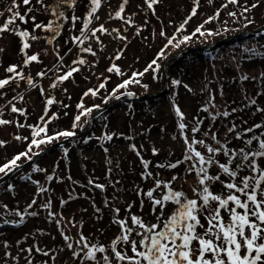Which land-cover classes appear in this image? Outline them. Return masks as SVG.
I'll return each instance as SVG.
<instances>
[{"label":"rangeland","instance_id":"374dc122","mask_svg":"<svg viewBox=\"0 0 264 264\" xmlns=\"http://www.w3.org/2000/svg\"><path fill=\"white\" fill-rule=\"evenodd\" d=\"M149 2L128 0L121 19L116 18L115 13L123 0H102L95 14L99 19L93 20L89 28L103 24L108 32H97L99 41L89 33V39L80 44L74 42L73 37L81 34L83 21L91 8L90 0H76L71 7L60 0H43L42 3L31 0L29 6H25L23 0H17L19 7L15 11L24 14L28 7L32 10L26 16L27 23L17 20L14 25L18 31H28V37L22 38L12 31L0 33V80L15 76L7 71L12 65L24 77L16 76L0 88V120L10 122L0 125V142H3L0 143V166L17 154L27 152L33 131L44 127L45 121H48L47 132L36 136L37 140L63 131H73L76 135L85 129L88 117L92 113L94 116L81 137L61 136L51 143L33 146L28 153L31 159L21 157L17 161L19 168L9 172V177L0 182V264H105L104 256L109 257L111 264H132L129 260H116L112 252V241L125 234L114 221L125 220L127 227L133 229L129 243H117L116 250L127 256L135 255L130 241L136 240L138 250L143 251L139 244L141 236L135 234L138 226L131 221L133 215L147 226L159 224L157 230H161L178 207L174 202L165 201L161 216L160 206L154 205L153 201L162 199L170 189L183 192L182 200L196 199L198 204L202 203L196 170L189 171L196 158L184 160L186 154H192L186 147L190 145L206 159L214 155L219 163H227L229 159L223 149L210 154L203 145L192 141L204 140L213 148L223 146L230 153L237 152L232 164L228 165L230 170L238 171V179L245 176L259 178L260 172H253L249 165L253 159L258 168H264V157L250 156L244 161L239 150L257 151L259 140H253L251 145L246 143L253 136L264 140V50L258 52L264 46V40L252 51L254 55H244L242 51L233 56L231 51L235 48L230 46L233 39L227 38L234 35L238 41L251 38L253 31L263 30L264 0H249V5H257L252 8L251 16L245 23L240 16L233 20L234 25L228 26L222 24V20L216 21L217 16L238 4V12H242L245 0H238L236 4L228 3V0H158L152 8L148 7ZM9 7H12L11 0H0V12H4V16H0V25L9 17ZM194 7L196 14L184 24ZM52 9L64 12L67 19H58ZM73 16L79 17L74 26ZM32 17H35L34 21ZM210 17L214 18L207 20ZM50 21L55 31L35 28V24L48 25ZM181 24H184L183 29H180ZM201 25L205 34L193 36ZM32 36L37 39L32 40ZM184 36H192V39L176 47ZM213 36L214 43L201 44ZM225 38L226 41L216 43ZM25 41L30 47L22 51ZM220 44L225 45V53L206 55ZM86 47H91L95 55L83 52ZM161 50L164 56L158 58ZM195 50L201 53L191 63H180L184 54ZM34 54L38 60L25 64V59ZM118 55L119 59L116 58ZM81 59L84 64L78 63ZM153 60L159 64L158 69L155 65L148 68ZM60 61L62 64L57 73L51 71ZM113 65L121 74L108 71ZM72 68L79 70L66 80L58 79ZM146 68L148 71L145 72ZM133 73L144 74L133 77ZM129 79H137L139 83L117 88ZM173 81L180 83L173 84ZM102 83L104 88H100ZM90 89H98L96 95H92ZM126 93L137 96L151 93L153 96L148 98V105L144 102L125 107L124 99L119 102L117 99ZM49 99L53 100L52 104L47 103ZM81 103L83 108L78 107ZM107 104L111 105L94 112L97 109L94 106ZM13 106L20 111L13 112ZM177 107L183 113V119L177 116ZM86 108H93L92 113L75 121ZM224 112L229 115L224 116ZM74 123L76 127H73ZM180 123L186 125L183 131L178 126ZM233 126L234 130L229 131ZM194 127L199 130L193 132ZM238 134L240 138H237ZM109 135L111 140L106 139ZM182 137L187 138L188 144H184ZM29 160L32 162L25 165ZM143 161L148 162L147 168ZM177 161L181 163L176 168L169 167ZM237 164L241 165L239 169ZM208 174L220 177L219 181L209 185L213 194L226 198L234 192L224 186L232 179L219 169L218 164L209 166ZM4 175L0 173V178ZM157 180L162 182L161 187L149 198L147 192L155 188ZM261 183L264 185V181ZM96 184L105 187L100 189L95 187ZM41 188L46 191L41 192ZM34 199L36 203L28 208ZM241 199L245 197L241 195ZM218 206V202H211V209ZM228 207H234V204L230 202ZM237 211L243 213L242 209ZM17 212L24 217L22 223ZM207 215L206 210L200 216L204 227H198L197 232L201 235L208 227ZM221 217L225 223L230 222L228 211L221 209ZM245 234H250V230L245 228ZM81 235L90 246H103L105 252H97L95 260L85 259L87 249L83 243H77ZM65 236L69 240L66 241ZM5 242L7 249L3 247ZM69 243L73 245L71 249L67 246ZM30 248L31 252L28 251ZM37 248L43 251H37ZM193 248H198L197 242H193ZM244 251L242 248L241 255ZM44 252L48 254L44 255ZM195 255L198 253L193 259Z\"/></svg>","mask_w":264,"mask_h":264},{"label":"snow or ice","instance_id":"6c2138e0","mask_svg":"<svg viewBox=\"0 0 264 264\" xmlns=\"http://www.w3.org/2000/svg\"><path fill=\"white\" fill-rule=\"evenodd\" d=\"M11 2L12 7H9L7 9L10 15L4 21V23L0 25V33L12 31L16 35H19L22 38H26L29 36V32L18 31L14 27V25L17 20L27 23L26 16L29 12H31L32 9L31 7H28L27 12L21 14L19 11L14 10L19 7V5L17 4V0H11ZM37 2L42 3L43 0H37ZM60 2L67 3L71 7L75 5L76 0H60ZM127 2L128 0H123V3L121 4L119 10L115 13L116 18L123 19L121 14L124 12V5L127 4ZM157 2L158 0H150V2L148 3V7L152 8L153 4ZM101 3L102 0H90V11L87 13V18H85V20L83 21V27L81 29L80 36L73 37L74 42L83 44L85 40L89 39V33L91 34V37H95L97 41H99V37L96 36V33L108 32V29H106L103 24L99 25L98 28H89V25L92 24L93 20L99 19V17L95 14L101 7ZM228 3L236 4L238 3V0H228ZM23 4L25 6H29L31 4V0H23ZM58 6L59 5H57V7ZM256 6V4H253L251 7L255 8ZM223 7H227V5H223ZM52 11L58 19L60 17H64L65 19H67L64 12H58L56 9H52ZM247 11H249V8L245 7L244 12ZM195 14L196 8L194 7L192 10V14L184 21V24H186L188 20L191 19V16ZM218 14L219 12H217V15ZM229 15L235 16L236 13L231 12L229 13ZM0 16H4V12H0ZM213 18L214 17H210L209 21ZM31 19L34 21L35 17H32ZM78 19L79 17H72L73 26ZM209 21H206L205 23H208ZM249 23H251V21H249ZM184 24H181L180 29H183ZM58 27L59 25H57V28ZM202 27L203 25L197 27L192 35L194 36L196 33L204 35L205 33L201 31ZM35 28L53 29V23L50 21L48 25L35 24ZM180 29H178V31ZM53 30L55 31L56 29ZM161 35H164V33L162 32ZM31 39L35 40L37 39V37L32 36ZM173 39L174 37L172 39H169L168 43L172 44ZM191 39L192 36H184L183 40L179 41L175 46L179 47L180 43L187 42ZM29 47V43L25 41L22 51ZM0 51H2V49H0ZM82 51L95 55L91 47L83 48ZM163 56L164 52L163 50H161V52L158 54V58ZM116 58L119 59V55ZM37 60L38 56L34 54L28 56L25 59L24 63L28 64L30 61ZM73 63L75 64L77 63V61H74ZM78 63L84 64L85 61L81 59L78 61ZM153 65H155L156 69L160 67L157 61L153 60L148 68H152ZM148 68L145 69V72L148 71ZM78 70V68H72L66 74L60 76L58 79L60 81L66 80L72 76L73 72ZM113 70H115L117 74H121L119 68H117L115 65L108 69L109 72H112ZM7 71L9 73H15V76L10 77L9 79L0 80V88H3L10 82L11 79H15L16 76H19L21 79L24 78L19 72H16L15 65L10 66ZM153 71H155V69H153ZM143 74L144 73H133V77H136L137 75L142 76ZM38 75L43 76L44 73H39ZM244 78L247 79V77ZM28 82L29 84L32 83L31 78H29ZM130 83L138 84L139 80H124L122 84L117 86V88H126ZM179 83V81H173V84ZM52 86L55 87L56 85L53 84ZM104 86L105 85L102 83L100 85V88H104ZM97 91L98 89L89 90L92 95H96ZM113 91L115 92L116 90L114 89ZM88 94L89 93H85V95ZM128 95H132V93H128ZM47 103L52 104L53 100L49 99ZM252 103H255V101H252ZM78 107L83 108V104L81 103L80 105H78ZM94 107L98 108L99 106ZM204 110L207 111L206 108ZM12 111L17 112L20 110L13 106ZM92 111L93 108L84 109L80 115H77L75 117V121H80L82 115H90ZM175 111L177 116L183 119V113L178 107L175 109ZM233 111H235V109ZM223 115L228 116L229 113L224 112ZM41 119L44 120V117H41ZM8 123L10 122L7 120H0V125ZM47 123L48 121H45L44 127H37L33 131V139L29 144L28 151L18 154L11 161L5 163L3 166H0V173L7 175L9 172H12L13 170L19 168L17 161L20 160L21 157L31 159L28 153L32 151L33 146L39 147L41 144L51 143L53 140L61 136L72 137L75 135V132L73 131H63L56 133L55 136H46V138L44 139L37 140L35 137L40 133L46 134ZM20 126L22 127L23 125ZM178 126L181 131H183L186 127L184 123H180ZM73 127H76L75 123ZM234 127L235 126H233L232 129H229V131H233ZM254 127L260 128L261 125H255ZM198 130L199 129L195 127L192 129L193 132H197ZM247 131L251 132L252 129H247ZM205 135H207V133H205ZM212 138H216L215 134H213ZM237 138H240L239 134L237 135ZM16 139L19 140L21 139V137H16ZM106 139L111 140L112 136L109 135L106 137ZM253 140H259V149L254 152H245L244 149H240L239 155L244 161H248L250 156L264 157V140H261L259 137L253 136L252 139L246 141V143L248 145H251L253 143ZM185 142L186 144L188 143L187 138H185ZM192 143L203 145L207 149V152L210 154L218 153L223 149L224 155L226 157H229L227 163H219L214 159V155L208 156L206 159L200 151L195 150V148H191V146L189 145L192 154H186L184 160L187 161L193 160L194 157L196 158V162L193 164L192 168L189 169V171H192L194 169L196 170L198 184L200 186L199 196L202 199V203L198 204V201L196 199L182 200V198L184 197L183 192L170 189L168 194L164 195L162 199H155L153 201L154 205L160 206L161 216L163 215L165 201H171L178 205L175 214L172 215L166 222H164L163 229L161 230H157L159 228V224H152L150 226H147L139 217L133 215L131 217L132 224L137 225L141 229H144L143 233L137 232V235L141 236L139 244L143 247V251L138 250L136 240L130 241L131 251L135 254L133 256H127L126 254H123L120 251L116 250L117 243L121 241H123L124 243H129V236L133 232V229L131 227H127L125 220H115L114 222L118 223L121 229L125 232L124 235L117 236L112 241L111 248L112 252L114 253L115 259L118 261L129 260L132 262V264H264V227H261V225H264V185H262L261 183L262 181H264V168H258L255 161H252L249 166L251 167L253 172H260L259 178L245 176L243 178H240L239 182H236L238 171L230 170L228 165L232 164L233 158L237 155V152L232 151L230 153L229 150L223 148V146H221L220 148H213L207 145L204 140L192 141ZM132 148L133 150H135V145H133ZM155 151L156 150L153 149L154 153ZM35 154L36 153H33V155ZM137 155H139L138 152ZM179 163H181V161H177L175 164L169 165V167L176 168ZM143 164L145 168L148 167L147 161H143ZM213 164H218L219 169L223 173L227 174L233 181L224 184L227 189L234 190V192H230V194H228L226 198H221L220 195H215L210 190V183L220 180L219 175L211 176L208 174V168ZM240 167L241 165H236L237 169H239ZM148 175L150 176L151 173H148ZM48 178L51 179V177ZM173 179H175V177H173ZM89 183H92V181H89ZM161 183V181L157 180L155 188L147 192V196L149 198L153 197V192L161 187ZM221 183L224 182L221 181ZM95 187L104 189L105 186L102 184H96ZM250 189L251 191H249ZM40 191L44 192L46 191V189L41 188ZM235 193H240L243 197H245V199L242 200L241 195H236ZM211 202H218L219 206L211 209ZM230 202L234 204V207H228ZM35 203L36 201L34 199L32 201V204L28 205V208H31ZM48 206L49 205H45V207ZM221 209L228 211L231 218L230 222L225 223L223 221V218L221 217ZM237 209H242L243 213L237 211ZM206 210L208 211V215L207 217H205V219H207L208 227L205 229L203 235H201L197 232V228L204 227V225L201 223L200 216ZM97 211L99 210L97 209ZM115 211L118 213L119 209H115ZM16 214L20 216L19 222L22 223L24 219L23 215H21L19 212H17ZM26 214L35 215L36 213L26 212ZM4 222L8 223V221ZM245 228L250 230V234H245ZM64 239L67 241L69 240V237L65 236ZM193 242L198 243V248H193ZM77 243H83V247L87 249L84 258L88 260H95L97 252H105V248L103 246H97L95 244L90 246L86 242V238L83 235H81L80 240L77 241ZM67 246L70 249L73 247L71 243H69ZM3 247L7 249L8 244L5 242ZM242 248L245 250L244 255H241ZM36 250L43 251L39 248H37ZM28 251L31 252V248L28 249ZM195 253H198V255H195V259H193ZM47 254V252H44V255ZM73 254L79 255V253L76 252H74ZM5 255H9V253L5 252ZM104 261L105 264H111L108 256H104Z\"/></svg>","mask_w":264,"mask_h":264},{"label":"trees","instance_id":"16d2710c","mask_svg":"<svg viewBox=\"0 0 264 264\" xmlns=\"http://www.w3.org/2000/svg\"><path fill=\"white\" fill-rule=\"evenodd\" d=\"M248 1L249 0H245V2L243 3V11L242 12H238V8L240 6L239 4L236 7L232 6L231 9L227 13L218 15L217 16V19L218 20H216V21L220 22L222 20L223 21L222 24H227V26L230 23H232L234 25V21L233 20L241 16L240 20L245 23L246 22L245 19L247 17H250L251 16V10H253L252 7H251L252 5H249V2ZM245 7H248L249 8V11L244 12V8ZM231 12L236 13V15L235 16H230L229 13H231ZM207 20H209V18H207ZM205 31L207 33H210L211 32L210 30H207V29H205ZM252 34L253 35H252L251 38H243V39H240L238 41H235V40L231 41L230 46L233 47V48H235V50L231 51V54L233 56L234 55H237V54H240L239 52H242V51L244 52V55H247V54L248 55H254L255 54V52H252V51L254 49L258 48V46H261L262 45V44H259V41L264 40V29L263 30H260L258 32H254ZM215 41H216L215 40V37L213 36V37H211V38L203 41L201 44H203V43H213ZM196 45H199V44H196ZM224 49H225V45H222V44L215 45L209 52L206 53V55L207 54H209V55H211V54H213V55L214 54H217L216 56H218V54L225 53L224 52ZM262 50H264V46H261V48L258 50V52H260ZM258 52H256V53H258ZM200 53H201V51H199V50L188 51L186 54L183 55L184 57L182 58V60H180L181 61L180 63H183V62H185V63H191L192 60L195 58V56H197ZM61 64H62V61H60L56 66H54L51 71L57 73V71L59 69L58 66H60ZM64 72H65V70L62 72V74ZM126 94H128V93H126ZM131 100H135V99H124L122 101V103L124 102L123 105L125 107L126 106L127 107H129V106H138L140 104H144V102H145L144 105H146V104L148 105L149 104L148 103V99H140L139 101H131ZM182 139L184 141V144L186 145L185 137H182ZM186 149L187 150H190L189 147H186ZM252 161H254V160L252 159ZM231 182H233V181L231 180ZM236 182H239V179L238 178H236ZM177 207H178V205H177ZM137 232L142 233V229L138 227V229L135 232L136 236H138L137 235Z\"/></svg>","mask_w":264,"mask_h":264},{"label":"water","instance_id":"95a60500","mask_svg":"<svg viewBox=\"0 0 264 264\" xmlns=\"http://www.w3.org/2000/svg\"><path fill=\"white\" fill-rule=\"evenodd\" d=\"M262 27V29H264V24L261 26ZM261 30V29H260ZM258 31V30H257ZM252 33H254V31L252 32ZM237 37V36H236ZM236 37H234V35H232V36H229L227 39H233V40H235V39H237ZM235 38V39H234ZM226 38L225 39H222V40H219V41H217L216 43L217 44H219V43H222V42H224V41H226L227 40ZM214 43V42H213ZM193 48H197V47H193ZM187 49H185V50H183L182 52H179V53H177L175 56H179L181 53H183V52H185ZM164 83H165V81H164ZM133 97V99H148V98H151L153 95L151 94V93H147V94H141L140 96H137V95H132ZM123 99H130L127 95H123V96H120L118 99H117V101L119 102V101H121V100H123ZM111 104H107V105H104V106H102V107H98L96 110H94V112L95 111H97V110H104V109H106L107 107H109ZM94 116V113H92L91 115H90V117H88V119H87V125H86V127H85V129L84 130H82L81 132H79L78 134H76L75 136H73V137H81V136H83L86 132H87V130L89 129V127H90V123H91V120H92V117ZM32 162V160H29V161H27L26 162V164L25 165H29L30 163ZM9 175H10V173H8L7 175H4V176H2L1 178H0V182L1 181H3L4 179H6L7 177H9Z\"/></svg>","mask_w":264,"mask_h":264}]
</instances>
